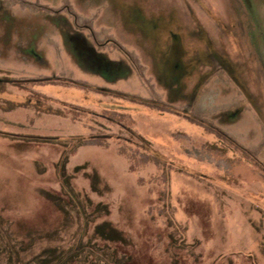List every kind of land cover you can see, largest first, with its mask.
<instances>
[{
	"label": "rangeland",
	"instance_id": "374dc122",
	"mask_svg": "<svg viewBox=\"0 0 264 264\" xmlns=\"http://www.w3.org/2000/svg\"><path fill=\"white\" fill-rule=\"evenodd\" d=\"M248 3L0 0V264H264Z\"/></svg>",
	"mask_w": 264,
	"mask_h": 264
},
{
	"label": "flooded vegetation",
	"instance_id": "af4514ba",
	"mask_svg": "<svg viewBox=\"0 0 264 264\" xmlns=\"http://www.w3.org/2000/svg\"><path fill=\"white\" fill-rule=\"evenodd\" d=\"M260 1L262 2L264 7V0H260ZM257 4H258L257 0H250V3L247 4L250 12L249 14L251 16L249 18V21L241 19L238 20V22L241 24L242 27H246L248 29L247 30L248 38H249L248 44L250 48L247 54L248 59H250L253 64L252 69L256 70L264 81V50L261 51L259 49L261 46L264 48V17H258ZM231 22H234L233 26H236V19ZM216 23L218 25L221 24L222 22L220 23L219 21L216 20ZM201 29L203 31V26L201 27ZM206 53L209 57L213 55V53H211V51H209L208 49L206 50ZM257 103L259 104L258 106L261 107L260 110L262 111L258 110V106L255 103L256 107L253 106V117L256 119L264 115V102L259 101Z\"/></svg>",
	"mask_w": 264,
	"mask_h": 264
},
{
	"label": "trees",
	"instance_id": "16d2710c",
	"mask_svg": "<svg viewBox=\"0 0 264 264\" xmlns=\"http://www.w3.org/2000/svg\"><path fill=\"white\" fill-rule=\"evenodd\" d=\"M102 227H103V224H100V225H98V226H96V228H95V232H99V231H101L100 229H102ZM102 233V232H101ZM110 233L112 234V235H115L116 237H114V238H110V239H119L120 237H119V234L116 232V231H114V230H112V229H110ZM105 234H103V236H104ZM110 237V236H109ZM119 237V238H118Z\"/></svg>",
	"mask_w": 264,
	"mask_h": 264
}]
</instances>
